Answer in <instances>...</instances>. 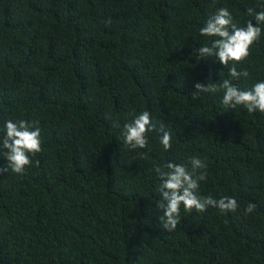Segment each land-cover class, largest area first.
Returning a JSON list of instances; mask_svg holds the SVG:
<instances>
[{
    "label": "trees",
    "instance_id": "16d2710c",
    "mask_svg": "<svg viewBox=\"0 0 264 264\" xmlns=\"http://www.w3.org/2000/svg\"><path fill=\"white\" fill-rule=\"evenodd\" d=\"M221 7L255 26L247 9L264 0H0V143L9 119L43 141L24 174L0 176V264H264V113L195 93L230 78L198 57ZM251 52L242 90L264 81V31ZM143 111L171 132L170 151L159 127L145 149L125 147L123 126ZM193 156L207 165L199 194L239 208L181 206L168 232L154 169H191Z\"/></svg>",
    "mask_w": 264,
    "mask_h": 264
},
{
    "label": "clouds",
    "instance_id": "9594fccd",
    "mask_svg": "<svg viewBox=\"0 0 264 264\" xmlns=\"http://www.w3.org/2000/svg\"><path fill=\"white\" fill-rule=\"evenodd\" d=\"M249 16H254L256 24L249 20L246 26H238L231 12L221 7L216 14L209 18L202 28L200 35L216 37L212 45L201 46L198 50L200 59L218 58L220 63L228 68L229 79H223L217 84L205 87L202 83L195 85V93L218 92L223 90L222 103L226 108L242 107L248 113H264V81L255 83L250 89L242 90L233 83L241 77L247 78V70L238 71L237 64L246 62L252 52L253 45L261 38L264 25V11L247 9ZM193 93V94H195ZM6 132L0 143V154L7 160L6 167H0V176L11 172L22 175L32 165V157L43 151L41 129L34 123L23 119L6 122ZM119 127V125H117ZM159 127L160 143L164 151L172 148L171 132L166 130L162 121L153 122L149 111H143L130 123L123 126L121 136L126 148L130 150L145 149L148 146L150 132ZM191 169L183 164L167 163L164 167L157 165L154 171L161 183L158 191L160 200L158 208L163 212L160 221L168 232H174L181 223V206L184 212L195 211L204 213L209 207L217 208L223 213L236 212L238 202L233 197H222L219 200L211 196L202 197L199 194L200 182L207 179V165L199 157L189 160ZM255 210V205L249 203L244 212L246 215Z\"/></svg>",
    "mask_w": 264,
    "mask_h": 264
}]
</instances>
